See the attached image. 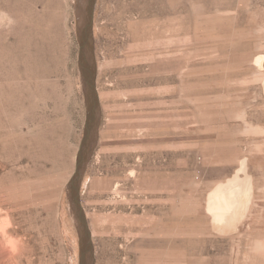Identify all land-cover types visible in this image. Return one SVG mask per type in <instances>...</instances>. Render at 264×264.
<instances>
[{
    "label": "rangeland",
    "instance_id": "rangeland-1",
    "mask_svg": "<svg viewBox=\"0 0 264 264\" xmlns=\"http://www.w3.org/2000/svg\"><path fill=\"white\" fill-rule=\"evenodd\" d=\"M85 5L0 0V264H79ZM92 22V264H264V0H94ZM245 172L244 214L216 229L208 193Z\"/></svg>",
    "mask_w": 264,
    "mask_h": 264
},
{
    "label": "water",
    "instance_id": "water-1",
    "mask_svg": "<svg viewBox=\"0 0 264 264\" xmlns=\"http://www.w3.org/2000/svg\"><path fill=\"white\" fill-rule=\"evenodd\" d=\"M94 0H86L82 23L79 30V64L86 85L87 115L84 133L76 156L75 171L70 179L68 188L70 199L73 204L76 220L78 222L79 264H92V248L90 233L85 221L83 210L79 201V182L82 167L89 154L91 137L98 123V100L94 86L95 65L92 47V11Z\"/></svg>",
    "mask_w": 264,
    "mask_h": 264
},
{
    "label": "bare ground",
    "instance_id": "bare-ground-1",
    "mask_svg": "<svg viewBox=\"0 0 264 264\" xmlns=\"http://www.w3.org/2000/svg\"><path fill=\"white\" fill-rule=\"evenodd\" d=\"M240 169H244L243 163ZM250 189V178L245 172L242 178L234 175L226 182L218 183L208 193L206 209L212 215L216 229L230 231L235 227L249 203Z\"/></svg>",
    "mask_w": 264,
    "mask_h": 264
}]
</instances>
